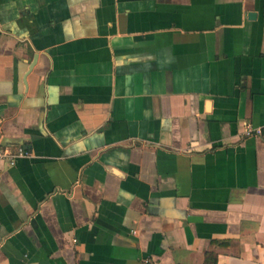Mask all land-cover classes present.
<instances>
[{"label":"crops","instance_id":"crops-1","mask_svg":"<svg viewBox=\"0 0 264 264\" xmlns=\"http://www.w3.org/2000/svg\"><path fill=\"white\" fill-rule=\"evenodd\" d=\"M264 0H0V264H264Z\"/></svg>","mask_w":264,"mask_h":264},{"label":"built area","instance_id":"built-area-1","mask_svg":"<svg viewBox=\"0 0 264 264\" xmlns=\"http://www.w3.org/2000/svg\"><path fill=\"white\" fill-rule=\"evenodd\" d=\"M243 136L245 138L262 137L264 136V129L260 127L254 128L251 125L246 124L243 129ZM22 155H25V153L21 150L15 151L10 147H0V160H6L10 165H13L15 159Z\"/></svg>","mask_w":264,"mask_h":264}]
</instances>
